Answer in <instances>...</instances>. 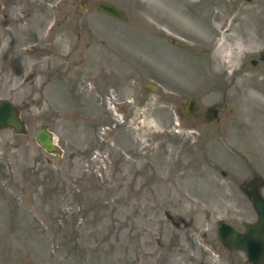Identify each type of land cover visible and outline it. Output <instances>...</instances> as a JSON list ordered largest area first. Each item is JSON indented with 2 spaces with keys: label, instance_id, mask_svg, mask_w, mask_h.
Returning <instances> with one entry per match:
<instances>
[{
  "label": "rangeland",
  "instance_id": "374dc122",
  "mask_svg": "<svg viewBox=\"0 0 264 264\" xmlns=\"http://www.w3.org/2000/svg\"><path fill=\"white\" fill-rule=\"evenodd\" d=\"M95 1L8 8L24 132L0 128V264H252L216 224L255 219L254 173L264 196V0Z\"/></svg>",
  "mask_w": 264,
  "mask_h": 264
},
{
  "label": "water",
  "instance_id": "95a60500",
  "mask_svg": "<svg viewBox=\"0 0 264 264\" xmlns=\"http://www.w3.org/2000/svg\"><path fill=\"white\" fill-rule=\"evenodd\" d=\"M250 1V0H245ZM95 8L109 16L120 20H126V12L108 0H96ZM259 58H264V51L259 52ZM254 59L251 63H254ZM198 108V101L189 97L186 110L183 114H190ZM217 114L216 107L207 109L204 117L207 120L214 118ZM10 128L13 132H24L23 120L18 115V109L8 99L0 100V128ZM34 139L47 152H60L52 132L45 124H40L35 132ZM262 184L261 177L254 174L246 179L240 186L242 192L250 199L255 213L253 221H245L241 228H237L225 220H219L216 224V237L219 242L229 251L240 250L244 253L246 260L252 264H264V196L261 195L259 187Z\"/></svg>",
  "mask_w": 264,
  "mask_h": 264
},
{
  "label": "flooded vegetation",
  "instance_id": "af4514ba",
  "mask_svg": "<svg viewBox=\"0 0 264 264\" xmlns=\"http://www.w3.org/2000/svg\"><path fill=\"white\" fill-rule=\"evenodd\" d=\"M10 3H11V0H0V72H3V73L6 71V69H8V67L6 65H8L9 68L10 67L11 68L12 67L13 68H16L15 65L18 64V61H15L17 59L10 60L11 59V57H10L11 52L14 49L13 48L14 40H13L11 34L13 35L14 32L16 31L13 28L14 27L13 26L14 23H13V21L11 23L10 14L8 12V8L10 6ZM17 47H18V49L21 48V46H17ZM259 56L260 55H259V52H258V57ZM16 57L18 58V56H16ZM254 60H255L254 61V63H255L256 62V59H254ZM254 63H252V64H254ZM187 100H185L184 103H183V106L179 107V109H178V112H179V114L181 116L192 115L198 109L197 108L195 111H193L190 114H183V112L186 110ZM198 107H199V102H198ZM212 107H216L217 112H218V106L217 105H211V106L205 108V110L202 112L203 118H205L204 115L207 112V109L212 108ZM214 119H217V114L214 117ZM254 174H252V175H254Z\"/></svg>",
  "mask_w": 264,
  "mask_h": 264
},
{
  "label": "bare ground",
  "instance_id": "6f19581e",
  "mask_svg": "<svg viewBox=\"0 0 264 264\" xmlns=\"http://www.w3.org/2000/svg\"><path fill=\"white\" fill-rule=\"evenodd\" d=\"M219 46H220V45H219ZM239 47H240V46H239ZM234 49H235V48H234ZM240 49H241V48H240ZM240 49H239V50H240ZM228 54H230V53H228ZM225 55H226L225 53H224V54H222V56H225ZM227 56H228V55H227Z\"/></svg>",
  "mask_w": 264,
  "mask_h": 264
}]
</instances>
